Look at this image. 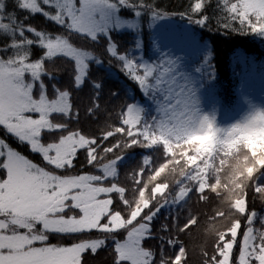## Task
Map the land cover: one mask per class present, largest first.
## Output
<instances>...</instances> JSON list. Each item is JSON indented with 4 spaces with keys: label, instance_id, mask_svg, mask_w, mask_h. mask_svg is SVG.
Listing matches in <instances>:
<instances>
[{
    "label": "snow or ice",
    "instance_id": "6c2138e0",
    "mask_svg": "<svg viewBox=\"0 0 264 264\" xmlns=\"http://www.w3.org/2000/svg\"><path fill=\"white\" fill-rule=\"evenodd\" d=\"M211 6L0 0V264H93L105 250L108 264H176L186 249L170 233L187 231L191 209L183 205L207 189L138 206L121 174L139 163V188L154 153L169 158L154 140L212 126L223 89L215 48L197 29L211 32L215 18L225 34L264 37V0H215L209 15ZM237 48L228 54L234 65L244 63ZM81 95L86 104L74 100ZM253 179L235 234L220 235L204 264H264L255 228L264 214L249 203L264 187V168Z\"/></svg>",
    "mask_w": 264,
    "mask_h": 264
},
{
    "label": "trees",
    "instance_id": "16d2710c",
    "mask_svg": "<svg viewBox=\"0 0 264 264\" xmlns=\"http://www.w3.org/2000/svg\"><path fill=\"white\" fill-rule=\"evenodd\" d=\"M165 2L168 3L169 6L172 8L182 9L183 7H186L188 5L189 0H165ZM214 9H215V0H212V6L211 8H209L208 14L213 15ZM33 23L36 24L37 26H41L44 24V18L41 16H37L34 19ZM210 27L212 29L211 32H209L206 29L205 30L197 29V31L200 33L203 39L209 40L215 48L216 51L215 63L217 67L218 76L221 81V87L223 89V107H224V111H226V113L231 115L232 113H235L234 111H236L239 104L242 105L243 103V97L240 93V90L243 87L244 83L248 81L253 75H256V73H258V75L264 74V37L259 35L240 36L237 34H225L222 30L221 31L217 30L215 18L212 19ZM234 47H238L235 51V56L243 59L244 61L243 64L234 65L232 63V57L231 56L228 57L229 52ZM74 100H76L77 103H80L81 105L87 103L83 95H81L78 98H75L74 96ZM236 112L240 113L241 110ZM107 118H108V114L102 113L99 117V121L97 122V124L102 125ZM112 119H114V116L112 117ZM97 124H91L90 126L92 128H95L97 127ZM157 143L164 144L163 142H159V141H157ZM252 145H253L252 147H256V145L258 144H252ZM262 158L263 157H261L260 159ZM162 161H164L162 160V158H158L156 160L157 163H160ZM135 167H139V164L133 166V168ZM207 167L208 166L205 165L203 168L204 171L201 170L202 177L206 179L209 183H211L212 180H210V176H208V174L210 173L208 171L209 168ZM256 167L262 169L264 168V163L257 164ZM158 168L159 166H155V169ZM188 169H190V172L183 179H181L182 182L179 183L180 182L179 181L177 184L172 185L171 188L169 187L170 186L169 184L167 185V187L164 186L163 188L164 193L166 192V190H170V191L173 190L175 196L178 192H181L186 189L189 190L190 188L195 187L196 182L199 180L198 176H200L199 169H195L192 166H190ZM252 172H253L252 175V179H253V177L257 174L256 168H252ZM192 173L195 174L194 177L196 179L192 183H190L193 177L188 178L187 176L191 175ZM147 175L143 177V181ZM151 179L152 180L155 179L154 175L151 176ZM136 187L137 185L135 183L130 182L128 190H129V196L135 197L137 200V197L139 196V192L142 186H140L139 188L137 187V189ZM252 187H253L252 184H250L246 188V190H249V193H251ZM261 188H257V191L260 192ZM215 191L216 188L214 190V193ZM207 195L201 196L199 197V199L195 195H193L188 199L187 204L189 205V207L185 206L183 208L185 212H187L188 209H191L192 217L190 216V219L188 220V224L190 225V227L186 225L187 231L184 232L177 231L174 233H170V235L179 236L180 239L183 241L184 248L186 249V251L184 252L183 260L181 261V263H176V264H182V262L183 264H204L205 262L204 253L205 252L210 253L212 250V246L214 242L207 244L204 243V238L200 232V226L205 221H208L211 217L222 216L224 213L215 210L218 204L217 196L214 195V197L211 198L210 200L209 197L211 196L210 195L207 196ZM156 196L157 193H152L147 201H149L151 198H154ZM172 197L173 195H167L166 197L167 201L170 200V198ZM254 200L256 201V198H254ZM157 202L160 201L158 200ZM249 203L250 205L253 204V207L256 208V210L259 213L263 212L264 207H261L257 201L253 203L250 199ZM234 210L237 213V215L239 212H241L236 210L235 208ZM180 215H181V222L183 223L184 215L183 213H181ZM235 220L231 222L230 227H228L222 234H224L229 228L232 229L233 226H235ZM151 243L154 246H158L160 244V241L157 239L152 241ZM101 252H107V251L105 250ZM101 252L100 255L95 257L93 264H108V253L101 254ZM170 255H171V251L167 250L166 256H170ZM185 256L187 257L186 260L184 259Z\"/></svg>",
    "mask_w": 264,
    "mask_h": 264
},
{
    "label": "rangeland",
    "instance_id": "374dc122",
    "mask_svg": "<svg viewBox=\"0 0 264 264\" xmlns=\"http://www.w3.org/2000/svg\"><path fill=\"white\" fill-rule=\"evenodd\" d=\"M179 23H184L183 21H178ZM240 93L243 97V103L242 105L239 104L237 107L236 111L241 110L240 113H232L229 115L224 111L223 105L220 107L219 111L215 113L216 117V126L217 127H222L224 125L229 124L230 122L234 121L237 119L242 112H244L250 105L255 103H259L261 105H264V74L263 75H253L248 81H246L243 85V87L240 90ZM84 97V96H83ZM75 98H78L75 96ZM85 101L87 102V98L84 97ZM211 109H205V114L211 116L212 112ZM202 125V130L200 131H195L191 133H186L181 139L178 140H168V139H156L154 142L157 143L163 142V154H166L169 158L167 160H164L160 163H157L156 160L158 158L162 157V154L160 153L159 150H157L154 153V163L155 166H159L158 169H154L144 178L142 188L139 192V196L137 197V203L138 206H144L145 204L148 203V199L150 198V195L152 193H157V194H162L164 193L163 188L164 186L167 187V183L161 182V177L162 175L167 171L169 165L171 163H177L179 164H186L187 168L192 166L195 169H199V180L196 182V185L198 184V191L204 192L205 189H207L208 195H210L211 198L214 197V190L216 188V185H214L213 181L209 183L206 179L202 177V171L204 166H208L209 168V173L211 170V166L214 167V161L216 160L217 156H220L221 159L219 160L220 164H223V157L231 155L233 151L236 153H239L241 151V148L245 149L248 154H250L251 157L255 158V166L254 167H249L247 169V173L249 177L252 178L253 172L252 168H256L257 164L264 163V136L261 137H246L243 140L237 139L234 141L235 148L233 149L232 147H229L227 151L225 150H220L217 151L211 144V136L210 133L207 131L208 128H210L206 124H200ZM212 127V126H211ZM252 144H258L256 147H252ZM175 157V160L172 158ZM263 157L262 159H260ZM201 158V160H200ZM132 160H136V157H132ZM163 160V159H162ZM205 160L208 161L207 164H205ZM139 164V163H137ZM131 166V165H130ZM127 171V169H125ZM204 171V170H203ZM133 168H130L128 170V175L124 176V172L121 174V183L125 184L127 187H129L130 182H133L137 179L136 175H133ZM154 175L155 179L152 180L151 176ZM195 174L192 173L191 175L187 176L188 178H192L190 183H192L196 178L194 177ZM209 176V174H208ZM150 179L152 181V184L149 185L147 183V180ZM160 182V183H158ZM182 180H180L179 183H181ZM159 184V185H156ZM255 185V180L254 183H252V186ZM240 188H244V185H240ZM264 187L261 188V190ZM137 189V187H136ZM246 188H244L245 192ZM187 189L183 190L181 192H178L175 196L173 193V190H166L168 192V195H173L168 202H172L174 198H183L184 195L187 193ZM249 192V190H247ZM234 201V208L238 211H244L245 210V202L243 199V195ZM207 195V196H208ZM205 196V195H204ZM208 198V199H209ZM254 202H256L254 200ZM257 205V204H256ZM189 207L187 202L183 205V207ZM255 206V205H254ZM261 214H264V209ZM192 217V216H191ZM255 228L259 230L260 232H264V224H261L259 220H257V223L255 225ZM233 234H235L236 231V226H233L231 229ZM107 253V252H101V254ZM100 255V254H99ZM184 257V252L181 253L176 260V263H181Z\"/></svg>",
    "mask_w": 264,
    "mask_h": 264
},
{
    "label": "clouds",
    "instance_id": "9594fccd",
    "mask_svg": "<svg viewBox=\"0 0 264 264\" xmlns=\"http://www.w3.org/2000/svg\"><path fill=\"white\" fill-rule=\"evenodd\" d=\"M264 105L253 102L240 116L234 121L222 127L216 126V117L212 127L207 131L211 136V144L217 150L227 151L229 147L235 148L234 141L237 139L243 140L246 137H261L264 136ZM202 130V125H196L188 130L187 133ZM175 160V157L172 158ZM220 156L216 157L214 167L210 170V180L216 185L215 195L217 196L218 204L216 211L224 213L222 216H213L208 221H205L200 226V232L204 238V243H212L231 225V222L238 218L234 210V201L239 199L244 188L254 183V180L249 177L247 169L255 166V158L243 148L239 153L235 151L231 155L223 157V164L219 163ZM208 161L205 160V164ZM260 169L256 167L258 173ZM190 169L186 164L171 163L167 171L162 175L161 182L167 183L170 186L177 184L183 179ZM149 185L152 184L150 179L147 180ZM244 185V188H240ZM256 201L261 207H264V189L260 191ZM264 236V232L258 233Z\"/></svg>",
    "mask_w": 264,
    "mask_h": 264
}]
</instances>
